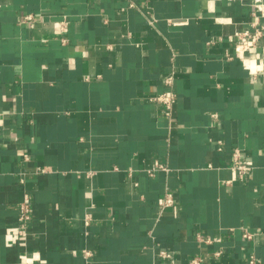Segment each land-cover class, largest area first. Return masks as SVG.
Listing matches in <instances>:
<instances>
[{
	"label": "crops",
	"instance_id": "1",
	"mask_svg": "<svg viewBox=\"0 0 264 264\" xmlns=\"http://www.w3.org/2000/svg\"><path fill=\"white\" fill-rule=\"evenodd\" d=\"M250 2L0 0V264L264 261V39L234 51ZM172 70L168 117L154 97Z\"/></svg>",
	"mask_w": 264,
	"mask_h": 264
},
{
	"label": "built area",
	"instance_id": "2",
	"mask_svg": "<svg viewBox=\"0 0 264 264\" xmlns=\"http://www.w3.org/2000/svg\"><path fill=\"white\" fill-rule=\"evenodd\" d=\"M135 3L131 1L129 6H134ZM250 5L252 7V17L248 22V26L244 29H241L236 32L234 38V51L238 56L246 55L250 52H258L259 45L261 41L264 39V0H251ZM23 22L29 23L30 26H34L35 24V15L27 14ZM68 25V22L65 20L61 29L65 30ZM63 43L68 41L67 37H61ZM257 62L259 65L264 66V47L257 54ZM249 69H252V65H247ZM258 72H253V76L256 77ZM163 82L167 86V88L156 95L154 97L155 100L160 102L163 106V112L166 116L170 117L173 113L174 105L177 102V93L175 90V71L167 73L163 77ZM213 116H216L215 114ZM218 150H222L223 146L218 145ZM27 158V155H25ZM211 166V165H209ZM231 168L234 173V179L236 180H244L247 175L252 172L254 168L245 158L241 148L235 147L231 150ZM160 170H168L163 164L156 163L152 168L147 169V173L151 176L155 175L157 171ZM40 171H45L44 168H40ZM23 180V179H22ZM24 181V180H23ZM230 182V181H229ZM176 202L174 195L171 192H167L163 197H160L158 200L159 207L161 211L168 206L173 205ZM32 218V204L29 195H25L20 203V214L18 218V223L16 226V231L14 233V239L19 240L24 235H26L28 231V225ZM86 223L89 224V219L86 220ZM244 236L247 239L252 238V233L249 231H245ZM219 241L221 239H218ZM206 242H212L211 239H206ZM222 254V249L219 248L214 252L216 257H219ZM84 255L86 258H89L92 255L90 250H85ZM160 256L163 258H170L172 256L170 251L163 250L160 252ZM202 257H193L186 264H202ZM247 264H264L255 253H252L248 259Z\"/></svg>",
	"mask_w": 264,
	"mask_h": 264
}]
</instances>
